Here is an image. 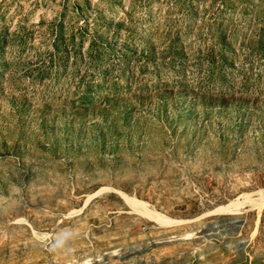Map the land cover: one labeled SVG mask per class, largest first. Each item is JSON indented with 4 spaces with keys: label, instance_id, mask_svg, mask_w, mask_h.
Masks as SVG:
<instances>
[{
    "label": "rangeland",
    "instance_id": "1",
    "mask_svg": "<svg viewBox=\"0 0 264 264\" xmlns=\"http://www.w3.org/2000/svg\"><path fill=\"white\" fill-rule=\"evenodd\" d=\"M0 264H264V0H0Z\"/></svg>",
    "mask_w": 264,
    "mask_h": 264
}]
</instances>
